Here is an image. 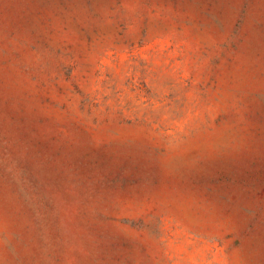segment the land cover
I'll list each match as a JSON object with an SVG mask.
<instances>
[{"label":"rangeland","instance_id":"374dc122","mask_svg":"<svg viewBox=\"0 0 264 264\" xmlns=\"http://www.w3.org/2000/svg\"><path fill=\"white\" fill-rule=\"evenodd\" d=\"M0 264H264V0H0Z\"/></svg>","mask_w":264,"mask_h":264}]
</instances>
